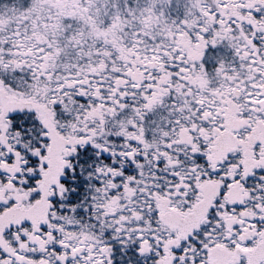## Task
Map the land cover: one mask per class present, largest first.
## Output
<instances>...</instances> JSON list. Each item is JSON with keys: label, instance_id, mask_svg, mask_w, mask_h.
Masks as SVG:
<instances>
[{"label": "snow or ice", "instance_id": "snow-or-ice-1", "mask_svg": "<svg viewBox=\"0 0 264 264\" xmlns=\"http://www.w3.org/2000/svg\"><path fill=\"white\" fill-rule=\"evenodd\" d=\"M0 264H264V0H0Z\"/></svg>", "mask_w": 264, "mask_h": 264}]
</instances>
